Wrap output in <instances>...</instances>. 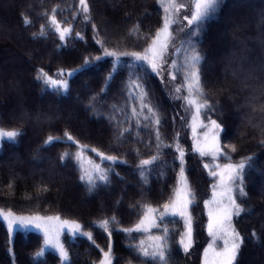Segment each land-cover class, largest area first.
<instances>
[{
	"label": "trees",
	"instance_id": "trees-1",
	"mask_svg": "<svg viewBox=\"0 0 264 264\" xmlns=\"http://www.w3.org/2000/svg\"><path fill=\"white\" fill-rule=\"evenodd\" d=\"M88 3L91 20L84 21L82 10L78 9L79 0H0V84H9L5 97L0 92V127L23 130V135L15 140L0 144V209H11L20 215L39 212L77 219L84 230L93 232L96 244L106 250L107 233L95 221L115 215L122 226L130 227L142 214L141 203L156 206L169 197L179 161L174 159V148L161 149L157 160L146 168L147 184H144V178L134 171L138 163L135 150L138 149L143 158L156 154L155 136L141 129L135 139L127 136L122 146L112 138L113 129L108 116L114 114L117 119H122L121 113L111 106L118 109L125 106L127 90L122 80L128 77V57L120 58L115 80L107 87L106 95L100 96L99 113L86 109V98L105 87L103 77L110 69L111 57H102L73 73L68 77L71 87L67 91L48 88L36 79L38 67L54 74L57 68L75 67L82 62L84 55H97L99 46L92 40L93 23L97 24L100 36H106L110 44L130 45L135 42L143 45V40L130 34L128 29L138 24L141 34L154 31L164 14L156 0H88ZM53 6H56L54 13ZM250 10L256 15L251 16ZM262 13L264 0H223L217 14L205 21L200 45L207 53L203 63V87L206 97L218 102L220 107L218 121L223 124L222 138L236 144L235 158L255 154L253 167L245 169L248 195L240 198L247 211L234 218L244 238L235 264H264V188L260 189L264 181V146L260 143L264 139L260 133L264 113L260 111V105L264 100L259 98L258 89L254 91L264 82V36L261 35L264 27L259 24ZM22 14L28 16L27 24ZM50 14H55L62 23L74 25L69 40L61 48L55 47L61 42L49 25ZM41 25L45 26L43 35ZM225 25L230 31L218 35ZM75 31H81L84 38L75 37ZM220 56L225 62H221ZM211 59L219 62L212 65ZM245 84L248 87H244ZM151 85L154 96L150 98L158 102L164 121L161 127L164 143L170 145L175 133H182L180 143L186 149L189 181L196 188L197 196L204 198L210 178L203 170L198 154L189 150L178 110L159 78L152 76ZM250 93L257 97L251 104L246 102ZM19 105L18 114L16 107ZM234 110L241 116L239 121L233 116ZM38 113L53 118L49 120L41 116L37 119ZM65 129L89 146V154L91 146L109 152L115 149L116 154H125L128 163L112 162L110 183L97 181V189L89 193L86 180H80V167L73 159L76 145L59 139L48 145L42 144L48 135L62 136ZM137 140L143 143H137ZM38 149L39 158H36L34 154ZM64 153L67 155L61 161L60 156ZM108 166L109 163L105 168ZM197 219L196 232H201V215ZM164 222L173 228V264H199L206 237L196 235L190 255L185 254L175 243L179 230H182V221L179 217L167 216ZM109 227L113 240V264H126L134 255L129 244L138 242L146 234H125L115 223H110ZM151 231L157 233L159 230ZM253 231L256 237H253ZM63 243L69 251L63 264H94L100 258V248L85 236L64 235ZM41 246L40 234L32 230H16L9 237L0 218V264H61L59 256L52 250L44 251L41 256L33 255ZM143 259L156 264L151 257Z\"/></svg>",
	"mask_w": 264,
	"mask_h": 264
},
{
	"label": "snow or ice",
	"instance_id": "snow-or-ice-1",
	"mask_svg": "<svg viewBox=\"0 0 264 264\" xmlns=\"http://www.w3.org/2000/svg\"><path fill=\"white\" fill-rule=\"evenodd\" d=\"M156 2L163 8L164 14L162 22L158 27H155L154 31L141 34L138 24H133L128 29L130 34L143 40V45L139 50L128 46L121 47L119 42L110 44L106 36H100L97 24L93 23L92 40L99 46L97 55L91 53L84 55L82 62L76 64L75 67H60L54 74H50L44 67H38L36 68V79L48 88L67 91L71 87L68 77L73 73L100 61L102 57H111L110 69L103 77L105 87H101L99 93L92 92L86 98V109H90L93 113H99L101 111L98 106L100 96L106 95L107 87H110L111 81L115 80L114 73H116L120 58L128 57V77L127 80H122L123 87L127 90L125 106L123 109H118L115 105L111 106L115 111L121 113L122 119H117L114 114L108 116L110 127L113 129L112 138L116 144L122 146L127 136L131 135L135 139L139 136L141 129L150 131L155 136L156 154L143 158L140 157L139 150H135L138 163L135 165L134 171H138L140 177L144 178V184H147L146 168L157 160L161 149L174 148V159L179 161V168L176 172L173 190L163 203L156 206L151 203H141L139 207L142 214L130 227L122 226L115 215L95 221L97 226L107 233L106 250L96 244L93 232L83 230V225L77 219H62L59 214L41 215L39 212L30 215H17L11 209L6 212L0 209V216H3L7 221L9 233L16 223L22 227L32 225L42 231V246L33 254L35 256L43 254V245H51L57 250L59 260L63 264L69 257V251L60 237L61 230L67 228L69 233L81 232L92 244L100 248V258L94 264H113V240L109 224L115 223L116 227L125 234L133 232L146 234L138 242L129 244L134 255L127 260L126 264H149L143 259L145 257H151L156 264H173V228L164 222L167 216L179 217L182 221V230H179L175 243L185 254L190 255V249L196 243L195 236L198 234L194 213L196 192L187 174L186 149L180 143V132L175 133L170 145L164 143L161 133L164 121L158 102H154L150 98L154 96L151 79L152 76H155L159 78L167 93L175 101L180 102V108L184 109L185 113L191 112L187 124L192 133L191 151L193 154H198L203 170L207 172L212 181L208 185L210 195L203 199V215L206 216L203 230L207 233V243L200 255V264H235L237 260L244 238L238 231L234 218L247 211L240 198L248 195L245 187V169L253 167L255 154L249 153L233 161L231 153L237 151L236 144H222L220 133L223 124L213 118L211 114L205 115V113L216 112L219 108L218 102L213 104L206 98L202 72L207 53L200 48L203 43L205 21L217 14L223 0H156ZM78 9L82 10L84 21L91 20L88 0H79ZM55 10L56 6H53V13ZM73 18H75V13H73ZM23 21L25 24L29 22L27 15H23ZM185 21L186 23H184ZM48 22L61 42L55 47H63L64 43L69 40L74 25L71 22L62 23L55 14L48 16ZM178 22L179 26L173 29V25H177ZM259 24L264 27V13L260 16ZM44 28L45 26L41 25V35L44 33ZM261 35L264 36V33ZM75 37L84 38L81 31H75ZM165 76L168 79H165ZM178 79L180 83L176 82ZM244 87H248V85L245 84ZM257 89L259 98L264 100V82L257 85L254 91ZM249 96L250 99L246 100L249 104L257 99L251 93ZM260 111L264 113V103L260 105ZM41 116L49 120L53 118L45 113H38L37 119ZM185 118L182 116L181 120L183 121ZM260 133L264 136V123L260 125ZM21 135H23V130L20 128L0 127V139L15 140ZM58 139L74 143L76 159L78 161L85 159L84 152L88 150L89 146L82 144L67 129L64 130L62 136L48 135L42 144L48 145ZM137 143H143V141L137 140ZM260 143L261 146H264V139ZM90 151L96 154L101 161L110 162L109 166L105 168L101 164L93 162L91 157H87L91 167L84 170L81 165L80 180H86L87 191L93 193L98 187L97 181L110 183L109 174L112 171V162L120 161L127 164L128 160L125 154H116L115 149L109 152L91 146ZM66 155L67 153L62 154L60 160L63 161ZM34 156L39 158V149ZM225 160L227 162H224ZM116 175L119 176V173ZM141 195L143 196L142 192ZM152 229L159 231L152 233ZM252 235L256 237L255 231Z\"/></svg>",
	"mask_w": 264,
	"mask_h": 264
},
{
	"label": "rangeland",
	"instance_id": "rangeland-1",
	"mask_svg": "<svg viewBox=\"0 0 264 264\" xmlns=\"http://www.w3.org/2000/svg\"><path fill=\"white\" fill-rule=\"evenodd\" d=\"M250 13H251V16H255L256 14H255V11H253V10H250ZM247 16H249L250 17V14L248 13L247 14ZM251 19V18H250ZM249 19V20H250ZM184 23H186V21L184 22ZM232 24V23H231ZM179 26V22H178V24L177 25H173V29H175L176 27H178ZM228 28H230L229 26H226L225 25V27L223 28V30H220V32L218 33V35H220L221 34V32L222 33H224V31H230V30H228ZM222 35V34H221ZM120 46L121 47H124V46H128L129 48H136L137 50H139V48L142 46V45H140V44H137V43H130V45H125V44H120ZM179 55V54H178ZM220 58L222 59L221 60V62H225V58L224 57H222V56H220ZM220 60V59H219ZM215 62H219L218 60L216 61V59H211V63L210 64H214ZM237 70H238V68H237ZM67 75V74H66ZM165 79H168L167 78V76H165ZM177 83H180V80L178 79L177 81H176ZM9 84L7 83V86H8ZM7 86H1V84H0V92L1 93H3L2 95H3V97H5V93L6 92H9L8 91V87ZM7 87V88H6ZM167 92V91H166ZM169 95V94H168ZM169 97L171 98V100H172V102L174 103V105H175V107H176V109L178 110V115H179V117H180V120H181V117L182 116H184V117H186L185 118V120H181V123L183 124V132H184V134H185V136H186V138H187V140H188V142H189V150L191 151V136H192V133H191V130H190V128L187 126V124H188V121L190 120V117H191V112H187V113H185V111H184V109H181L180 108V102L179 101H175L170 95H169ZM207 98V97H206ZM210 103H213V104H217L215 101H211L210 100ZM218 108H219V110L218 111H216V112H212V113H205V115H207V114H211L212 116H213V118H215V119H218V114H219V111H220V107H219V105H218ZM16 111L18 112V114H19V111H20V105L19 106H17L16 107ZM233 116H234V118L235 119H237L238 121L241 119V116H240V114L237 112V110H234V112H233ZM181 135H182V133H180ZM220 136H221V133H220ZM182 140H183V138H182ZM2 141H11V140H9V139H7V138H4V139H0V144H1V142ZM221 142H222V144H228V143H230V142H228L227 140H225L224 138H222V136H221ZM88 151L89 150H87V151H85L84 152V157H85V159L84 160H82V161H78L77 159H76V157H75V152H76V146L74 147V154H73V159H75V161L77 162V164H78V166L80 167V170L82 171V167H81V165L83 166V169L84 170H87V169H89L90 167H91V164L89 163V161H88V159H87V157H91L92 158V161L93 162H95V163H99V164H101V166L102 167H106V164H108V163H110V162H108V161H101L100 159H99V157L98 156H96V154H94V153H92L91 151V154H89L88 153ZM228 151H230V150H228ZM234 153H231V155H232V159H233V161H236V160H238L239 158H235L234 157V155H233ZM206 160L208 159V158H205ZM224 162H227L226 160L224 161ZM210 178V177H209ZM191 182V181H190ZM212 181H211V178H210V183H211ZM209 183V184H210ZM191 185L193 186V188H194V185L191 183ZM263 188H264V181L263 182H261V184H260V189H261V191L263 190ZM196 189V188H195ZM194 189V190H195ZM197 191V190H196ZM205 191H206V189H205ZM205 191H203V192H205ZM199 193V192H198ZM209 193V194H208ZM208 193H207V195L204 197V198H207V196L208 195H210V189H208ZM198 194H197V192H196V207H194V213H195V216H196V223H199V221H197L198 219H197V217H198V215H201V218H202V221H203V223H202V225L206 222V216H204L203 215V199L204 198H201V196H197ZM4 211V210H3ZM6 212V211H5ZM30 214H32V213H29V214H26V215H30ZM41 215H56V214H42V213H40ZM17 215H20V214H17ZM0 218L4 221V223H5V225H6V228H7V231H8V227H7V221L6 220H4V218H3V216H0ZM61 218L62 219H67V218H64V217H62L61 216ZM196 226H198L197 224H196ZM16 230H32V231H35V232H37V233H39L40 234V237H41V239H42V241H43V233H42V231L40 230V229H37L35 226H32V225H29V226H25V227H22V226H20L18 223H16V224H14L13 225V228H12V231H11V233H9V231H8V235H9V237H11L12 235H13V233L16 231ZM84 230V229H83ZM198 232H200L199 230H198ZM197 232V233H198ZM201 234H197V235H200L202 238H204V237H206V239H205V242L202 244L203 246L201 247V250H200V255H201V253H202V251H203V247L206 245V243H207V233H206V231H204L203 229H202V231L200 232ZM64 235H68V236H70V237H74V236H83L82 234H81V232H73V233H69V231L67 230V228H64V229H62L61 230V241L63 242V237H64ZM146 236V235H145ZM144 236V237H145ZM143 237V238H144ZM43 249H44V251H46V250H52V251H54L55 253H57V255H58V252H57V250L54 248V247H52L51 245H43ZM43 251V252H44ZM59 256V255H58ZM257 257L258 256H256L255 255V259H257ZM67 261V260H66ZM66 261H64V262H66ZM63 262V263H64ZM199 264H200V258H199ZM254 264V263H253Z\"/></svg>",
	"mask_w": 264,
	"mask_h": 264
},
{
	"label": "bare ground",
	"instance_id": "bare-ground-1",
	"mask_svg": "<svg viewBox=\"0 0 264 264\" xmlns=\"http://www.w3.org/2000/svg\"><path fill=\"white\" fill-rule=\"evenodd\" d=\"M166 91V90H165Z\"/></svg>",
	"mask_w": 264,
	"mask_h": 264
}]
</instances>
